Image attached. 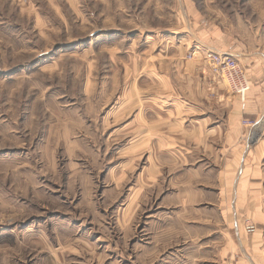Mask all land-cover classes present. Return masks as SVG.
<instances>
[{
  "label": "rangeland",
  "instance_id": "rangeland-1",
  "mask_svg": "<svg viewBox=\"0 0 264 264\" xmlns=\"http://www.w3.org/2000/svg\"><path fill=\"white\" fill-rule=\"evenodd\" d=\"M213 51L249 81L264 65V0H0V264H188L189 234L168 226L188 203L177 198L220 194V161L239 149L192 137L189 163L172 142L179 126H232L243 97ZM245 119L263 123L264 165V102L240 117L251 135ZM186 168L211 176L188 185ZM204 221L196 241L214 259L198 264H220L223 225Z\"/></svg>",
  "mask_w": 264,
  "mask_h": 264
},
{
  "label": "crops",
  "instance_id": "crops-1",
  "mask_svg": "<svg viewBox=\"0 0 264 264\" xmlns=\"http://www.w3.org/2000/svg\"><path fill=\"white\" fill-rule=\"evenodd\" d=\"M260 68H262L261 71ZM254 70L258 75L256 78L254 77ZM250 72L252 73L248 76L250 89L245 98L231 100L236 101V104L234 116L231 117L233 121L230 128H225L224 130L217 127L208 128L205 126L209 122H205L194 128L179 126V134L172 136L174 146L180 139V144L187 150L189 155L186 162L189 163H191L193 154L190 152L191 144L193 143L192 137L205 147L209 145L208 138L213 135H223L226 148L235 147L236 145L239 148L227 149L228 152L231 151V157L228 158L229 160L223 159L220 161L221 169H226L217 174V183L221 185L220 194L181 192L179 198H177L179 202L183 200L185 202L188 201V203L181 204L183 206L179 207L181 210L175 215L176 219H173V222L168 224V226L173 227L175 230L179 229L178 232L181 238H186L187 234H189V241H187L189 244H186V249L192 247L194 251L189 254L190 261L188 264H198V258L201 260L200 262L202 260L206 261V259L208 261L214 259L207 257L202 251L204 248H208L210 244L201 242L200 245L196 241L199 239L198 235L203 234L207 227H210L205 222L213 224L215 228H220L223 225L222 229L218 230V233L223 238L220 242L217 241L220 243V261H218L220 264H264V165H261L259 160L260 147L263 142L261 139L255 145L252 144L253 137L262 131L259 126L263 125V123L261 121L251 135L246 134L239 125L240 117H255L261 111V106L264 102L262 88L264 84V65L262 63L255 66L250 64ZM219 84L218 82L217 85ZM227 102L229 103V101ZM204 119L207 121L206 117ZM244 135H247L248 142L246 140L242 141ZM188 166L191 167V165ZM197 176H211V173L202 169L196 171L194 168L193 170L186 168L179 179L183 182H188V185H190L191 183H196ZM174 181L177 183L179 180L173 176V183ZM207 198L216 201L217 205L209 209L197 206V200L199 203L202 201L205 203ZM245 217H251L258 224V230L252 235L245 231ZM201 220H205L204 230H198L197 228V222Z\"/></svg>",
  "mask_w": 264,
  "mask_h": 264
},
{
  "label": "built area",
  "instance_id": "built-area-1",
  "mask_svg": "<svg viewBox=\"0 0 264 264\" xmlns=\"http://www.w3.org/2000/svg\"><path fill=\"white\" fill-rule=\"evenodd\" d=\"M194 56V55H193ZM192 57V55H190ZM209 65L213 72L221 76L224 81L227 82L229 87L235 90L243 98L246 95L249 87V81H247L245 71L240 65L239 60L229 54L221 52H210L207 58ZM260 120L254 121L251 119H245L244 124L247 127H257L260 124ZM246 229L252 233L256 231V225L252 222L247 223Z\"/></svg>",
  "mask_w": 264,
  "mask_h": 264
},
{
  "label": "bare ground",
  "instance_id": "bare-ground-1",
  "mask_svg": "<svg viewBox=\"0 0 264 264\" xmlns=\"http://www.w3.org/2000/svg\"><path fill=\"white\" fill-rule=\"evenodd\" d=\"M260 127V126H259ZM257 132V131H256Z\"/></svg>",
  "mask_w": 264,
  "mask_h": 264
}]
</instances>
